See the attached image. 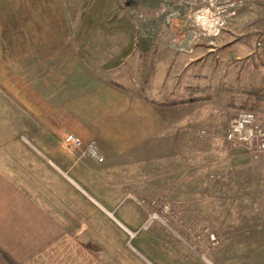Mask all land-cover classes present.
Here are the masks:
<instances>
[{
    "label": "rangeland",
    "instance_id": "1",
    "mask_svg": "<svg viewBox=\"0 0 264 264\" xmlns=\"http://www.w3.org/2000/svg\"><path fill=\"white\" fill-rule=\"evenodd\" d=\"M229 3L0 0L2 166L23 172L28 159L45 163L39 147L59 141L52 132H60L61 122V144L80 160L91 156L65 142L74 103H92L101 127L87 140L78 137L103 152L96 134L152 128L146 121H112L114 101L161 99L160 136L134 155L140 166L133 173L143 179L122 184L118 167L89 186L87 172L76 169L126 225L91 219L88 232L76 234L91 260L264 264V156L252 157L227 140L240 113L264 117V0H243L232 10ZM202 9L218 12L221 25L209 27L201 17L213 21L214 14ZM94 157L105 161L104 152ZM84 253L76 249V259L82 258L76 264H92Z\"/></svg>",
    "mask_w": 264,
    "mask_h": 264
},
{
    "label": "crops",
    "instance_id": "2",
    "mask_svg": "<svg viewBox=\"0 0 264 264\" xmlns=\"http://www.w3.org/2000/svg\"><path fill=\"white\" fill-rule=\"evenodd\" d=\"M153 84L159 86L160 81L153 79ZM105 92L114 98L118 97L115 95L116 91ZM156 98L154 94V98L146 101L134 95L132 99L126 101V97L121 96V103L114 101L110 107L112 115L107 107L106 114L114 116L112 118L114 122L146 121L152 123V128L142 132L132 128L123 131L113 130L103 135L96 134V137L102 139L105 144V148H102L105 154L103 162H99L92 155L80 160L66 149L60 142L62 137L59 133L65 129L64 122H61L60 132L59 127L56 132H52L56 135L53 137L59 141L54 143L49 140L42 141L39 147L45 163L40 161L34 163L28 159L22 165L19 164L21 167L24 166L23 172H17L18 168L12 167L10 163L3 166L0 164V264H76L82 259H76V249L78 251L84 249V256H88L90 261V253H87L86 247L76 240V234L87 233L91 219H113L117 228L118 226L126 228L119 215L107 209L102 200L93 194L91 188L85 187L87 179L77 176L76 169L87 172L89 186H93L97 180L102 179L98 183L107 180L108 174L113 175L114 169L118 167L124 171L120 175L122 184H128L129 180L138 182L143 179L139 173H133L140 166L134 155L139 152L146 140L160 136L161 99ZM82 104L76 108L74 103V122L70 132L87 140L93 136L91 133L94 131L98 133L101 127L99 122L102 121L94 118L90 101ZM119 106L121 112L117 111ZM124 107L128 113H123ZM125 114L127 118L122 117ZM35 148L37 149L36 146ZM103 152L101 151L102 154ZM115 155L122 159L119 165H115L113 159L118 157ZM81 203L85 208L80 206ZM103 259L104 263L112 264L111 261ZM98 260L94 257L90 262L97 264L102 261Z\"/></svg>",
    "mask_w": 264,
    "mask_h": 264
},
{
    "label": "built area",
    "instance_id": "3",
    "mask_svg": "<svg viewBox=\"0 0 264 264\" xmlns=\"http://www.w3.org/2000/svg\"><path fill=\"white\" fill-rule=\"evenodd\" d=\"M243 0H230L228 9L232 10ZM214 9H202L205 14L213 13ZM218 12L220 9H216ZM214 12L213 21L208 19L210 16L201 17L212 29L221 25L220 14ZM212 16V15H211ZM205 24V25H206ZM227 140L235 145L247 148L252 157L260 158L264 156V117H259L253 111H244L231 121L227 132ZM66 144L74 150H84L88 155L100 157L101 150L93 141L87 144L77 135L70 133L65 137ZM84 153V155H86ZM103 157L99 161H103Z\"/></svg>",
    "mask_w": 264,
    "mask_h": 264
}]
</instances>
